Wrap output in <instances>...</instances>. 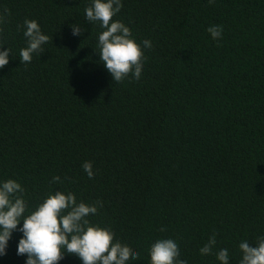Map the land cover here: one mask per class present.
I'll return each instance as SVG.
<instances>
[{
  "label": "trees",
  "instance_id": "1",
  "mask_svg": "<svg viewBox=\"0 0 264 264\" xmlns=\"http://www.w3.org/2000/svg\"><path fill=\"white\" fill-rule=\"evenodd\" d=\"M89 2L0 0L10 11L0 43L13 52L0 69V179L20 181L30 205L54 190L102 201L90 221L138 251L134 264L168 236L189 264H219L199 254L214 231L238 264L240 240L264 234V0H123L114 19L152 47L141 79L118 83L96 50ZM26 18L50 39L25 65ZM212 24L223 25L219 42ZM19 235L0 264H25ZM59 264L82 262L66 253Z\"/></svg>",
  "mask_w": 264,
  "mask_h": 264
},
{
  "label": "clouds",
  "instance_id": "2",
  "mask_svg": "<svg viewBox=\"0 0 264 264\" xmlns=\"http://www.w3.org/2000/svg\"><path fill=\"white\" fill-rule=\"evenodd\" d=\"M208 4H215V0H208ZM123 6V0H90L84 9L85 19L102 29L96 50L117 83L141 79L147 60L144 50L152 47L150 39L138 42L125 22L114 19ZM9 15V9L0 10V34L4 32ZM71 29L74 36L86 31L77 23L71 25ZM17 30L22 31L25 38L26 46L19 50V57L26 65L32 62L34 55L44 51L50 37L34 19L26 18L23 25H17ZM206 31L214 41L223 38V25L212 24ZM4 45L0 43V69L10 62V53H13ZM81 167L89 179L94 178L92 161H84ZM67 179L55 175L50 183L62 185ZM25 192L17 179H0V257L7 255L14 233H19L16 254L25 257V264H59L66 253L77 256L82 264H134L140 259L138 251L114 239L109 227L90 221L89 217L103 207L102 201L86 203L78 200L71 190H54L37 204L30 205ZM160 231L166 232L167 227L161 226ZM238 250V264H264V234L257 236L255 242L240 240ZM147 252L149 264H189L182 257L177 239L170 236L155 239ZM199 254L201 257L214 256L219 264H231L229 249L218 247L215 231L199 248Z\"/></svg>",
  "mask_w": 264,
  "mask_h": 264
}]
</instances>
